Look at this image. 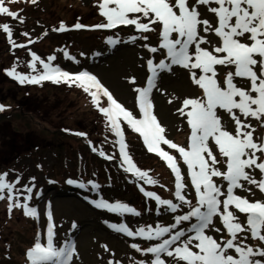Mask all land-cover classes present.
Listing matches in <instances>:
<instances>
[{
    "label": "rangeland",
    "instance_id": "1",
    "mask_svg": "<svg viewBox=\"0 0 264 264\" xmlns=\"http://www.w3.org/2000/svg\"><path fill=\"white\" fill-rule=\"evenodd\" d=\"M4 6L17 13L18 18L0 14V25L7 23L12 31V41L26 47H14L0 29V106H3L0 111V174L7 173L6 181L13 183L19 177L20 182L15 186L18 190L23 189L24 185L33 188L28 204L37 209L38 218L25 216L22 208L13 207L9 212V201L5 193L6 204L0 208V264H28L26 251L33 246L38 233L41 241H45L48 211L53 214L56 226L54 239L57 245L62 246L66 241H70L75 246L76 256L72 264H109L110 261L111 264H139L141 261L150 264L153 256L144 253L143 249L155 246L162 239L168 238V234L161 240L149 241L139 236L127 237L114 231L109 225L124 223L134 232L149 226L153 229L156 226L171 227L176 216L188 212V206L181 205L173 213L166 210V206L157 205L154 199L145 197L141 188L154 192L161 199L179 204L173 195L175 187L170 198L166 190H159L161 188L138 181L130 173L124 172L119 145L115 143L117 138L110 131L104 115L92 104L91 96L82 88L65 83L54 84L50 81L47 82L48 85L46 81L40 84H21L13 78L9 79L10 76L5 73L7 69L11 70L15 66L20 74L34 75L36 72L28 66L32 63L31 53L44 62H48V57L55 56L56 59L51 61L54 66L69 73L86 71L96 76L118 102L140 118L136 105L137 93L134 89L147 86V77L151 74L147 69V61L152 59L154 64L161 60L170 62L166 58L165 50L159 49L156 53H151L144 47L145 44L158 47L160 26L157 25L156 31L148 33H140L134 26L103 29L108 32L105 35L81 32L73 27L77 22L90 23L101 17L93 0H36V3L31 0H5ZM200 10L206 18L211 19L203 7ZM61 19L68 30L53 31V28H59ZM103 23H106V20ZM213 23L215 24L214 20ZM141 35L147 36L148 39H129ZM109 36L118 42L115 45L107 44L106 39ZM207 38L216 41L213 35H208ZM30 40L34 43H29ZM65 52L72 59L66 58ZM227 70L219 67L221 82ZM36 71H42L38 61ZM189 75L188 70L179 66H173L172 72H160L156 87L151 93L153 113L165 128L166 139L176 145L182 142L180 146H188L190 128L187 118L181 116L177 109L182 107L183 99L202 95V91L191 82ZM133 78L135 82L131 83ZM91 90L95 91L94 88ZM98 100L101 107L108 106L107 98L102 93H98ZM224 119L228 120L226 114ZM251 122L257 126V122ZM124 126L127 125L122 122V128ZM57 130H62L68 135H85H75L76 139H70L57 134ZM125 130L133 132L127 127ZM260 134L257 127L254 136L259 137ZM141 144L142 146L130 141L132 152L128 148L126 151L137 167L147 172L151 179H162L163 174L150 172L157 156L152 154L149 157L145 152L148 151L146 146L143 142ZM160 147L172 155L176 162L181 160L178 164L184 177L183 194L195 204V190L180 155L167 145L161 144ZM93 148L96 151H93ZM85 150L94 154L104 152L105 156L113 157L105 159L97 154L104 160L106 171L101 169L102 164L88 158ZM216 154L218 155V152ZM258 155L262 160L264 153ZM159 163L162 164L160 161ZM122 174L130 175V181L127 182ZM252 174L259 179L258 170H252ZM112 176L115 177L111 182ZM69 179L75 183L68 184ZM215 181L226 191V182ZM79 184H84L85 187H78ZM92 184L98 187L93 189ZM169 187L171 188L170 184ZM246 187H252L255 194L239 189L236 190L237 194L247 196L250 200L262 199L255 186ZM87 189L91 191V196L87 194ZM25 195L27 193L14 192V196L19 198L21 203L24 202ZM99 200L126 204L139 215L98 209L92 202ZM157 208L158 210H155ZM73 222L77 225L75 229L72 228ZM194 222V219L182 222L171 231L174 233L179 228L187 229ZM241 222H244L243 214ZM216 226L222 228L218 220ZM207 234L217 239L222 236L227 238L223 228L220 233L208 231ZM244 242L254 249L264 247L259 240L246 239ZM132 243H136L142 251L133 249L130 246ZM162 259L166 260V264H172L171 258L162 255ZM254 259H259L261 264H264V258L256 256Z\"/></svg>",
    "mask_w": 264,
    "mask_h": 264
},
{
    "label": "snow or ice",
    "instance_id": "2",
    "mask_svg": "<svg viewBox=\"0 0 264 264\" xmlns=\"http://www.w3.org/2000/svg\"><path fill=\"white\" fill-rule=\"evenodd\" d=\"M31 2L36 3V0ZM4 5L5 0H0V14L17 19L18 14ZM97 6L99 15L105 18L106 23L90 26L92 30L134 26L136 31L148 33L156 31L157 25L160 26L158 47H149L147 44L144 47L151 53L165 50L170 62L161 60L154 64L152 59L147 61V69L151 73L147 77V86L134 89L140 118L118 102L96 76L86 71L69 73L54 66L51 61L56 59L55 56L48 57V62H44L31 53L32 63L28 66L36 74H20L15 66L6 70V74L21 84L50 81L82 88L91 96L92 104L104 115L110 131L117 138L115 143L119 145L124 172L130 173L136 180L146 184L156 183L147 172L137 167L126 151L122 122L142 137L149 153H155L167 162L175 176L174 196L180 203L161 199L154 192L144 191L143 188L141 191L145 197L154 199L157 205L166 206V210L175 213L181 205H187L188 212L176 216L171 227L156 226L153 229L149 226L134 232L124 223L109 225L127 237L139 236L149 241L161 240L168 234V238L162 239L160 243L143 249L144 253L153 256L150 264H166L162 255L171 258L172 264H261V260L254 257L264 258V247L254 249L244 241L259 240L264 244V160L258 155L264 153V0H100ZM202 7L211 19L201 12ZM73 27L81 29L89 26L77 22ZM0 29L14 47H26L12 41V31L7 23L0 25ZM52 30L63 32L68 29L61 22L59 28ZM208 35L215 36L216 41L208 39ZM137 38L148 39L145 35L129 39L134 41ZM117 42L111 36L106 39L109 45ZM29 43L34 41L30 40ZM64 56L72 59L67 52ZM37 61L42 71H36ZM173 66L188 70L191 82L202 91L200 97L183 99L182 107L177 109L181 116L187 118L190 128L187 148L166 139L165 128L153 113L151 93L156 87L158 75L160 72H172ZM219 67L228 69L222 82L219 79ZM130 82L134 83V78ZM93 88L95 91L91 90ZM98 93L107 98V107L99 105ZM2 110L3 106H0ZM225 114L228 116L227 121L224 119ZM251 121L257 122V126ZM257 127L261 133L259 137L254 136ZM161 144L175 149L182 158L195 190V204L183 194L185 184L181 166L172 155L162 150ZM93 151L96 149L93 148ZM99 155L113 159L105 156L104 152ZM254 169L259 171V179L252 174ZM6 176L7 173L0 174V199H4L6 193L9 212L13 207L22 208L25 216L38 218L37 209L28 204L33 188L24 185L23 189L18 190L15 186L20 182L19 177L13 183L6 181ZM217 177L226 182V191L214 180ZM67 183L73 184L75 181L69 179ZM246 185L255 186L262 199L250 200L247 196L238 195V189L255 194L253 188ZM78 187L84 188L85 185L79 184ZM92 187L95 189L98 185L92 184ZM17 191L27 193L23 203L14 196ZM92 203L96 208L108 212L139 215L123 203H108L105 200ZM241 214L244 216L243 223ZM193 219L195 222L187 229L179 228L174 233L171 231L182 222ZM217 220L226 230L227 238L222 236L217 239L207 234L208 231H222L221 227L216 226ZM55 227L53 214L48 211L45 241H41L38 233L33 246L26 251L28 264H72L76 256L75 246L70 241L58 246L54 239ZM76 227L73 222L72 228ZM130 246L137 252L142 251L136 243Z\"/></svg>",
    "mask_w": 264,
    "mask_h": 264
},
{
    "label": "trees",
    "instance_id": "3",
    "mask_svg": "<svg viewBox=\"0 0 264 264\" xmlns=\"http://www.w3.org/2000/svg\"><path fill=\"white\" fill-rule=\"evenodd\" d=\"M79 2H80V0H78ZM93 1H95L96 2V5H98V2H100V0H93ZM93 6H94V4H93ZM104 18L101 16L100 18H96L93 22H90V23H83V24H81V25H84V26H89V27H84V28H81V29H78V30H80L81 32H84V33H98V35L100 34L101 35V33H104V35L105 34H108V32H106V31H103V29H95V30H92L91 29V27L90 26H93V25H97V24H100V23H103L104 22ZM61 22H62V19H61ZM47 84V83H46ZM48 85V84H47ZM127 126H124L123 127V132H124V139H125V141H126V144H127V148H128V150L130 151V152H132L131 151V148H130V141H133V142H135L136 144H138V145H141L142 146V144H141V138H140V136H139V134H137V133H135V132H132V133H129L128 132V130H125V128H126ZM67 128H69V127H67ZM66 128V129H67ZM128 128V127H127ZM129 129V128H128ZM82 131V130H81ZM60 134V135H64V136H66V137H68V138H72V139H76L77 138V136H75V135H68L67 133H65L64 131H62V130H57V134ZM83 137V136H82ZM83 139V138H82ZM180 143V142H179ZM178 146H180V144H178ZM146 152V151H145ZM85 153H86V156L88 157V158H93V160L95 159L96 161H97V163H99V164H102V166L103 167H101V169H103V171L105 170L106 171V164H105V162H104V160L99 156V155H97L99 152H97V154H94V153H92V152H90V151H88L87 152V150H85ZM146 154H148L147 152H146ZM149 157H151V155H148ZM109 164V163H108ZM162 164H160L159 163V161L156 159V160H154V162H153V167L151 168V173L153 174V172H159V173H161V174H163V177H161L162 179H160V180H156V183L155 184H153V186L155 187V188H161V189H159V190H166V192H167V194H168V197H172V189H173V186H172V178H171V176H170V174L168 173V170L165 168V167H163V166H161ZM98 167H99V165H98ZM98 170H99V168H98ZM122 176H123V178L124 179H127V182H129L130 181V179H131V176L130 175H127V174H125V175H123L122 174ZM114 177L115 176H112V177H110V180H111V182H112V180L114 179ZM103 180H105V179H103ZM169 184H170V186H171V188L169 187ZM67 186H69L68 184H66ZM65 185V186H66ZM88 191H86L87 192V194L88 195H90L91 196V191L89 190V189H87ZM138 195H139V193H138ZM168 200V199H167ZM195 203H196V200L194 201ZM138 203H140L141 204V202H139L138 201ZM4 204H6V202L4 201V199H0V208H1V206H3ZM25 257H26V255H25ZM28 263V262H27Z\"/></svg>",
    "mask_w": 264,
    "mask_h": 264
},
{
    "label": "flooded vegetation",
    "instance_id": "4",
    "mask_svg": "<svg viewBox=\"0 0 264 264\" xmlns=\"http://www.w3.org/2000/svg\"><path fill=\"white\" fill-rule=\"evenodd\" d=\"M1 18V17H0ZM14 42V41H13ZM8 70V69H7ZM6 74V73H5ZM12 77H9V79H11ZM12 80V79H11Z\"/></svg>",
    "mask_w": 264,
    "mask_h": 264
}]
</instances>
